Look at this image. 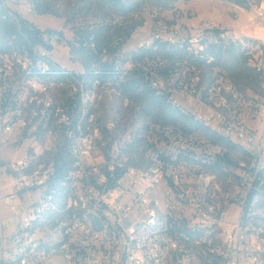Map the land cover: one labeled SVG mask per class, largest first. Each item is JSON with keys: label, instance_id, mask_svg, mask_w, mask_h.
I'll list each match as a JSON object with an SVG mask.
<instances>
[{"label": "built area", "instance_id": "obj_1", "mask_svg": "<svg viewBox=\"0 0 264 264\" xmlns=\"http://www.w3.org/2000/svg\"><path fill=\"white\" fill-rule=\"evenodd\" d=\"M28 1V14H36L34 1ZM249 21L264 29V2L253 9ZM243 38L240 28L199 22L182 31L158 30L140 47L157 50L160 42L202 56L209 46L244 45ZM251 61L264 75V59ZM56 64L54 54L43 48L0 52V264H264V99L253 106L262 133L247 122L244 99L229 83L208 85L196 104L190 102L193 110L177 106L242 148L248 155L244 160L233 159L232 152H237L208 139L207 150L189 158L185 146L168 147L152 153L151 166L144 171L114 167L110 163L118 127L105 128L115 136L109 154L106 148L108 171L89 184L81 202L70 197L60 205L57 195L67 184L75 189L89 181L87 173L95 165L90 152L72 146V164L60 182L55 181L53 164L39 163L34 145L25 146L22 156L8 158L30 136L37 138L41 114L52 107L51 88L65 85L44 78ZM167 85L157 75L149 80L159 96ZM58 116L69 120L62 111ZM168 129L160 128L167 141L183 140ZM46 131L53 135L52 129ZM80 138H90L86 127ZM117 169L124 170L119 178ZM110 180H116L113 188H107Z\"/></svg>", "mask_w": 264, "mask_h": 264}, {"label": "rangeland", "instance_id": "obj_2", "mask_svg": "<svg viewBox=\"0 0 264 264\" xmlns=\"http://www.w3.org/2000/svg\"><path fill=\"white\" fill-rule=\"evenodd\" d=\"M123 1L132 8V11L122 16L110 12L105 5L93 0H35L36 5L57 10L59 17H54L37 13L28 14V0H2L6 7L15 12H20L25 19L33 22L39 29L43 31L53 29L62 32L61 38L52 39V53L60 66L77 73H82L83 67L70 60L66 43L72 40L73 34L70 27L65 26V17L74 14L75 22L73 25L77 27L107 23L115 32L114 27L116 26L118 28L120 26L134 28L131 38L116 55L118 59L129 60L123 69L124 75H128L135 68L134 66L145 72V82H149L153 75H157L168 84L164 96L171 106L176 109L179 106L180 108L193 110L194 106L191 104H196V99L201 96V92L212 83L222 81L223 83L232 84L235 88V94H239L244 99L242 104L246 109L247 122L259 128V132H263L262 123L253 117V106L256 100L264 99V84L255 92L253 88L256 87L257 81L254 80V77L249 76L244 79L238 73L230 72L224 64L216 68L203 66L198 69L192 68L186 62L173 64L161 60L160 57L144 60L133 65L130 63V55L132 52L139 50L141 45L149 44L158 30L167 29V32H171V30L179 28L182 31L184 28L187 29L199 22L209 23L211 27L216 28L242 25L241 34L244 36V45H241L242 50L244 49V57L247 58L248 66L253 68L251 59L254 61L255 57L264 59V43L260 41V35L247 36L252 29L262 27L261 24H253L249 19L252 17L253 9L259 7L264 0H240L242 5L224 0ZM258 32L264 33V31ZM116 40H118L117 36ZM260 51L263 52V55ZM227 60L228 57L226 56L223 62ZM163 72L167 73V77L161 75ZM251 80L253 81L251 82ZM48 100L52 103V107L41 114V125L39 126L41 129H38L37 138L30 136L27 142L23 144L22 149L19 152L9 154L8 158L16 159L22 156L25 146L34 145L38 148L39 163L48 166L53 163L51 155L56 152L58 144L63 143L64 140L69 143L70 160L72 159V146L82 152H90L92 156L90 162L91 164L95 162V165L91 166L90 172L87 173L89 181L84 180L76 185L75 189L78 188V190L73 188L72 183L67 184L64 190L58 192L60 205L70 197L81 202L79 197L87 191L89 184H92L93 181H96L95 178L108 171L109 166L105 161V155L110 139L103 131L105 128L110 130L113 125L118 127V138L116 139L110 166L119 167L122 165L124 168L131 167L144 171L151 166V154L167 150L168 147L176 149L185 146L186 158H189V154H200L203 150H207L205 146L207 144H204V142L208 139L201 132L186 135L176 131L173 127H169L168 130L171 136L180 137L183 140L178 139L177 143L167 141L166 135L161 132L155 117L148 116L140 103L136 104L128 99H123L117 92L108 88L94 86L92 91H85L65 84L52 87ZM190 102L192 103L190 104ZM58 111L67 114L69 120L62 121L58 116ZM88 114L90 116L87 119L86 115ZM212 126L217 128L216 125ZM85 127L90 138L81 139L80 136L83 134ZM48 129L53 130V135H48L46 131ZM77 131L81 132L80 136L74 139ZM191 142L195 144L192 149L187 147ZM131 144L139 146V156L133 154ZM199 145L203 146L204 149L198 148ZM231 157L235 160H244L241 155L234 152H232ZM222 187L225 188L224 184H222ZM159 201L163 204L164 199L161 192ZM232 210H237V208Z\"/></svg>", "mask_w": 264, "mask_h": 264}, {"label": "trees", "instance_id": "obj_3", "mask_svg": "<svg viewBox=\"0 0 264 264\" xmlns=\"http://www.w3.org/2000/svg\"><path fill=\"white\" fill-rule=\"evenodd\" d=\"M36 13L39 15H52L59 17L58 11L50 7H42L36 5ZM101 3L113 13L125 15L132 11V8L124 3L123 0H93ZM228 2L242 5L240 0H224ZM0 0V52L12 53L14 51L22 52L30 51L32 48H43L47 51H53L51 44L53 38H61L62 32L53 29L43 31L39 29L33 22L25 19L18 12L8 7H3ZM2 5V6H1ZM74 15V14H73ZM72 16L65 17V26H69L73 34L72 40L67 41L66 47L69 50V57L73 63H78L83 67V73L69 71L59 64L54 65L44 78H49L54 84L64 83L85 91H92L95 87H104L117 92L123 99H128L134 103H140L141 107L146 111L148 116H154L160 128L173 127L176 131L186 135L194 132H201L207 139L211 140L215 145L227 146L237 152L244 159L248 158L247 153L242 149L223 137L218 136L209 127L204 126L196 121L190 115L182 114L179 109L173 108L164 95H157L156 91L149 86V82H145L143 71L136 66L128 75H124L125 64L128 59H118L117 53L131 38L134 28L114 27L115 31L107 23H98L90 25H73L75 19ZM3 17H6L3 19ZM118 28V29H117ZM116 36L117 39L116 40ZM158 49L140 48L130 55V63L135 65L144 60H152L160 57L161 60L177 63L186 62L192 68H201L207 66L216 68L224 64L232 73H238L244 79L246 77H254L257 81L256 87L253 88L257 92L264 84V75L257 73L254 68L248 66L247 58L244 57V49L241 44H221L219 46H209L202 56L188 55L178 51L175 48H169L168 44L158 42ZM228 57L224 61V57ZM119 57V56H118ZM209 57H213L214 61L209 62ZM161 75L167 77V73ZM38 76L41 77L38 73ZM253 80H251L252 82ZM203 99H206L203 92ZM110 141L107 145L109 150L115 140L114 134L104 131ZM131 144L133 154L140 155L139 146ZM53 165L56 168V182L62 181L70 170L72 161L69 157V143L64 140L59 143L55 153L51 155ZM110 159V156H106ZM142 159V157H141ZM226 161H230L229 156L225 157ZM143 160V159H142ZM124 173L123 169H117L116 178ZM116 180H110L107 188H113Z\"/></svg>", "mask_w": 264, "mask_h": 264}, {"label": "crops", "instance_id": "obj_4", "mask_svg": "<svg viewBox=\"0 0 264 264\" xmlns=\"http://www.w3.org/2000/svg\"><path fill=\"white\" fill-rule=\"evenodd\" d=\"M223 27V26H222ZM224 28H240L241 29V31H242V25H239V26H236V25H233V26H226V27H224ZM258 31H264V29H263V27H256L255 28V30L254 29H252L251 31H250V34H248L247 36H249V37H254V35H260V37H259V39H260V41H262L261 39H264V33L263 32H258ZM264 43V42H263ZM55 58V57H54ZM61 67H63V66H61ZM63 68H65V67H63ZM65 69H67V68H65ZM67 70H69V69H67ZM69 71H71V70H69ZM72 72H75V71H72ZM77 73V72H76ZM83 73V72H82ZM78 74H80V73H78Z\"/></svg>", "mask_w": 264, "mask_h": 264}, {"label": "bare ground", "instance_id": "obj_5", "mask_svg": "<svg viewBox=\"0 0 264 264\" xmlns=\"http://www.w3.org/2000/svg\"><path fill=\"white\" fill-rule=\"evenodd\" d=\"M262 40V42H264V39H261Z\"/></svg>", "mask_w": 264, "mask_h": 264}]
</instances>
